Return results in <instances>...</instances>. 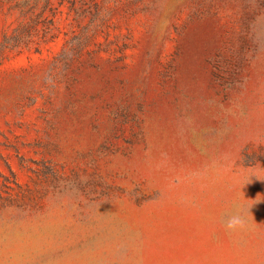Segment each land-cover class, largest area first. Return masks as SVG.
<instances>
[{
	"label": "rangeland",
	"instance_id": "rangeland-1",
	"mask_svg": "<svg viewBox=\"0 0 264 264\" xmlns=\"http://www.w3.org/2000/svg\"><path fill=\"white\" fill-rule=\"evenodd\" d=\"M48 2L0 0V264H264V0Z\"/></svg>",
	"mask_w": 264,
	"mask_h": 264
},
{
	"label": "clouds",
	"instance_id": "clouds-1",
	"mask_svg": "<svg viewBox=\"0 0 264 264\" xmlns=\"http://www.w3.org/2000/svg\"><path fill=\"white\" fill-rule=\"evenodd\" d=\"M244 224H245L244 218L239 214H235V215H232L227 220L225 227L227 229L234 230L238 227L242 228L244 226Z\"/></svg>",
	"mask_w": 264,
	"mask_h": 264
},
{
	"label": "trees",
	"instance_id": "trees-1",
	"mask_svg": "<svg viewBox=\"0 0 264 264\" xmlns=\"http://www.w3.org/2000/svg\"><path fill=\"white\" fill-rule=\"evenodd\" d=\"M48 1H49V0H47V4H49ZM48 22H49V25L46 26V31L44 32V35H46V36H48V35L51 34V30H52L51 26L53 25V21H52V19H51L50 21H48ZM52 36H53V35H51V38H53Z\"/></svg>",
	"mask_w": 264,
	"mask_h": 264
}]
</instances>
